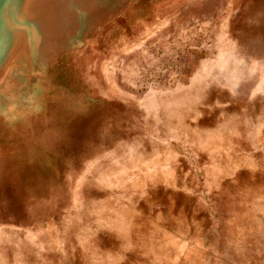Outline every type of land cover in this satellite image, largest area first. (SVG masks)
I'll return each mask as SVG.
<instances>
[{"label": "rangeland", "instance_id": "1", "mask_svg": "<svg viewBox=\"0 0 264 264\" xmlns=\"http://www.w3.org/2000/svg\"><path fill=\"white\" fill-rule=\"evenodd\" d=\"M27 1L0 264H264V0Z\"/></svg>", "mask_w": 264, "mask_h": 264}, {"label": "crops", "instance_id": "2", "mask_svg": "<svg viewBox=\"0 0 264 264\" xmlns=\"http://www.w3.org/2000/svg\"><path fill=\"white\" fill-rule=\"evenodd\" d=\"M3 2H4V8H10L12 6V4L14 3L19 10V14H20L21 18L24 21L31 16V7L29 6L30 3L27 0H3ZM37 17H38V14H37ZM24 21H23V23H24ZM20 31L23 32L22 30H18L15 33L11 47H10L8 53L6 54V56L3 58V60L0 63L1 69H3L4 66H8L12 62H15L16 65H20L21 62H23L25 60L24 56H19L18 58H15L16 51L18 50V47H19L18 46L16 49V41L18 40L17 33H19ZM1 69H0V71H1Z\"/></svg>", "mask_w": 264, "mask_h": 264}]
</instances>
